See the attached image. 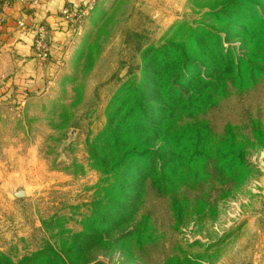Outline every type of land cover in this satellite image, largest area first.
<instances>
[{
    "label": "rangeland",
    "instance_id": "obj_1",
    "mask_svg": "<svg viewBox=\"0 0 264 264\" xmlns=\"http://www.w3.org/2000/svg\"><path fill=\"white\" fill-rule=\"evenodd\" d=\"M218 2L86 0L56 56L48 27L27 25L35 58L57 68L41 88L21 89L0 61V254L11 264L48 248L67 260L66 246L84 230L85 255L69 264H264V72L245 88L229 85L227 96L198 111L212 136L231 132L242 144L243 176L182 184V212L147 178L141 205L132 219L130 212L110 223V237L98 205L88 221L106 179L91 166L89 150L113 99L127 82L150 84L152 49L178 45L185 28H216L211 11ZM39 27L49 45L45 60L34 49ZM221 34L223 52L240 56V41ZM19 191L24 197L15 196Z\"/></svg>",
    "mask_w": 264,
    "mask_h": 264
},
{
    "label": "trees",
    "instance_id": "obj_2",
    "mask_svg": "<svg viewBox=\"0 0 264 264\" xmlns=\"http://www.w3.org/2000/svg\"><path fill=\"white\" fill-rule=\"evenodd\" d=\"M211 14L216 28H185L188 34L178 45L171 40L152 49L150 84L130 81L121 87L98 143L90 147L91 166L106 179L98 193H103L102 201L94 204L88 221H93L98 205L106 237L114 232L109 225L120 214L127 217L131 212L132 219L147 178L158 192L171 197L174 210L182 212V184H197L212 174L235 179L244 175L242 144L231 132L212 136L198 111L227 96L229 85L245 88L264 72V0H219ZM223 31L240 41L243 52L237 58L230 49L223 52ZM86 232L72 236L64 252L67 260L48 248L17 264H69L85 255ZM0 264L11 262L0 254Z\"/></svg>",
    "mask_w": 264,
    "mask_h": 264
},
{
    "label": "crops",
    "instance_id": "obj_3",
    "mask_svg": "<svg viewBox=\"0 0 264 264\" xmlns=\"http://www.w3.org/2000/svg\"><path fill=\"white\" fill-rule=\"evenodd\" d=\"M85 1L20 0L8 7L0 4V11H3L4 19L8 21L4 27H0V43L3 45L0 48V61L6 74L11 75L10 82L21 89L41 88L44 76L49 77L57 68L51 61L39 62L35 58L30 31L26 35L25 31H18L16 21L24 20L27 25H46L52 34L56 56V51L65 38V31L69 28L61 11L65 7L81 8ZM3 13H0V19Z\"/></svg>",
    "mask_w": 264,
    "mask_h": 264
},
{
    "label": "built area",
    "instance_id": "obj_4",
    "mask_svg": "<svg viewBox=\"0 0 264 264\" xmlns=\"http://www.w3.org/2000/svg\"><path fill=\"white\" fill-rule=\"evenodd\" d=\"M84 15L82 8H65L61 11V16L69 24L70 22H77ZM17 27L22 30H28V26L24 20H20L17 23ZM37 34V39L34 42V49L37 52V57L41 60H45L49 53V45L47 43V35H45L44 27H39L35 29ZM57 63H60L57 60Z\"/></svg>",
    "mask_w": 264,
    "mask_h": 264
},
{
    "label": "water",
    "instance_id": "obj_5",
    "mask_svg": "<svg viewBox=\"0 0 264 264\" xmlns=\"http://www.w3.org/2000/svg\"><path fill=\"white\" fill-rule=\"evenodd\" d=\"M15 196H16L17 198H22V197H24V193H23L22 191H19V192H17V193L15 194Z\"/></svg>",
    "mask_w": 264,
    "mask_h": 264
}]
</instances>
